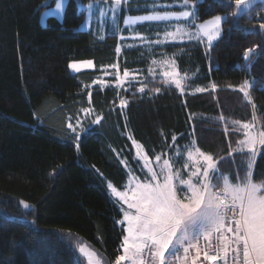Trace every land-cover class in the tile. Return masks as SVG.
<instances>
[{"label": "trees", "instance_id": "16d2710c", "mask_svg": "<svg viewBox=\"0 0 264 264\" xmlns=\"http://www.w3.org/2000/svg\"><path fill=\"white\" fill-rule=\"evenodd\" d=\"M55 1L0 0V264H77L73 237L88 241L105 261L115 260L125 233L107 182L122 188L127 179L118 153L136 164L126 133L153 156V149L158 153L170 145L173 134L179 145L187 143L194 128L201 150L216 158L227 156L229 143L235 147L243 135L231 123L226 135L219 117L252 120L243 94L228 87L244 79L256 82L250 94L258 122L264 124V30L256 18L260 3L250 14L235 18L230 15L234 5L201 0L197 21L227 16L222 37L211 49L195 42L155 47L154 54L174 55L179 71L190 77L180 95L161 77L147 79L143 93L135 86L126 91L90 88L102 67L117 63L120 70L145 68L149 53L137 46L117 54L116 35L100 38L91 30H78L86 17L78 2L94 0H68L62 20L49 16L42 25L40 14ZM149 1L122 3L121 19L148 12ZM253 47L254 54L245 61L244 51ZM85 59L93 60L96 68L69 70L71 61ZM198 86L209 91L190 92ZM120 98L129 101L124 109L119 108ZM88 107L103 119L81 134L77 150L67 124ZM234 158L235 164L232 159L220 161L221 171L233 179L247 157ZM253 177L264 180V150L256 158ZM20 200L33 207L24 210ZM24 216L30 219L22 220Z\"/></svg>", "mask_w": 264, "mask_h": 264}, {"label": "snow or ice", "instance_id": "6c2138e0", "mask_svg": "<svg viewBox=\"0 0 264 264\" xmlns=\"http://www.w3.org/2000/svg\"><path fill=\"white\" fill-rule=\"evenodd\" d=\"M199 2L201 0H174V3L179 4L180 11L157 12L154 5L151 14L130 16L124 19V23L131 27L145 21L175 20L179 23L165 26L163 39L148 41L141 36V42L151 46L187 40L204 44L210 50L213 42L222 37V22H226L227 16L215 15L197 23L199 17L196 4ZM223 2L234 5L235 10L230 15L238 18L241 14H250L255 0ZM122 3L127 4L128 0H112L110 10L113 18ZM64 7L65 0H56L55 9L46 12L44 16L62 15ZM92 7L93 5H88L90 10ZM166 7L171 8L172 5ZM256 15L259 16L260 13ZM169 28L174 30L170 31ZM259 28L264 30V23H260ZM121 39L125 37L121 36ZM120 51L118 45L117 54ZM254 52L255 47L246 49L243 59L248 61ZM161 62L171 69L163 73L164 85L174 86L180 95H184L190 79L188 74L178 70L175 59H164ZM155 63L153 60V64ZM68 67L74 72H80L82 67H93V62H72ZM109 67L118 69L116 64ZM149 73L155 75L151 67ZM129 75V70L125 69L123 77L128 78ZM93 83L104 85L107 82L97 80ZM123 83L124 80L117 71V87ZM255 83V80L244 79L239 85H228L243 94L253 112L252 120L247 122L228 121L223 115L219 117L226 135L229 123L233 126L232 130L242 132L243 135L242 139L237 140L235 147L229 143L227 156L216 158L202 151L195 139L194 128L188 133L191 139L183 148L178 146L177 135L173 134L172 143L168 145L173 150L172 155L169 156L167 152L156 153L153 149L151 158L144 151V146L129 134L128 139L136 149L135 158L143 162L141 171L144 179L141 180L129 168V178L123 190L111 182L107 184L110 195L120 205L123 213L122 219L118 221L124 225L125 233L119 246L122 254L117 255L114 261L107 262L83 238L73 237L74 249L79 253L77 264H81V259L84 264H216L218 258L223 264H264V180L256 182L253 177L256 158L264 150V124L258 122L257 106L250 94ZM147 87V84H142L138 91L143 93ZM216 89L217 85L211 83L210 90L214 92ZM152 91L159 93L161 88ZM196 91L205 92L209 88H197ZM88 96L91 103V92ZM128 103L127 99L120 98L119 108H126ZM80 111L91 115L94 110L82 108ZM71 119L69 117V121ZM102 119V115L97 114L90 123L99 124ZM191 119L189 116V120ZM67 128L75 135L78 150L81 134L88 132L89 128L83 126L78 118L75 124L69 122ZM183 135L181 134V138ZM234 154L246 156L247 159L245 167L238 168L233 179L221 171L220 161L232 159L235 164ZM178 161H183L181 167H175ZM120 162L127 166L125 160ZM19 204L25 209L33 207L24 200H20ZM69 236L71 237V233ZM201 241L204 242V247L201 246Z\"/></svg>", "mask_w": 264, "mask_h": 264}, {"label": "rangeland", "instance_id": "374dc122", "mask_svg": "<svg viewBox=\"0 0 264 264\" xmlns=\"http://www.w3.org/2000/svg\"><path fill=\"white\" fill-rule=\"evenodd\" d=\"M67 2H68V0H65V7H64V10H63V14H64V11H65ZM111 3H112V0H94V1H90L87 5H83L82 3L78 2L79 9H82L83 7L86 9V17H85L84 21L78 26L77 29L78 30H91L96 36H98L100 38H103L108 33L109 34H114L118 38V45L120 46L121 51L124 48H129L130 47L129 45H131V47H137V46L138 47H142L145 51H147L149 53V55L147 56V58L149 59L148 66H146L145 68H141V69H131V70L127 69V70H129L130 75H129L128 78H124L123 77V72H124L125 69L124 70H120L119 67H118V69H113V68L109 67L110 65H106V66L101 68V71H100L99 75L96 76V78L93 81L104 80L107 83L104 84V85H101L99 83H93V81H92L89 84V87L90 88H94V87L104 88L106 86H114V87H116L119 90H125L126 91V90L130 89L132 86H135V88L138 90L142 86V84L146 83L147 79L155 78V77H161V78L165 79V77L163 76V73L165 71H170L171 69L168 67V65L162 63L161 61L164 60V59H168V60L175 59V56L172 55V54H165V53L154 54L152 51L155 49V47L164 46V45L173 44V43H191V42H195V41L176 40V41H171V42H168V43H165V44H162V45L153 44V45L149 46V45L141 42V39H140L141 36L146 37L148 41H155L157 39H163V33L165 31V26L166 25H175V24H177L179 22L175 21V20H171V21H167V22H164V21H160V22L145 21L143 23H137L136 25H133V26L129 27L128 25H125L124 19L127 18V17H130V16L131 17H136V16L149 15V14H151L153 12V6L154 5H156L155 11H157V12L180 11L181 9L179 7V4L174 3V0H150L147 3V5H146L147 9H148V12L143 13V14H139V15H129V14H127L126 16H124V18L121 19L120 11H121L122 5L120 6L119 11L115 14V18H113V13L110 10ZM257 3H260V6L256 9V11H258L257 13H260V15L259 16L256 15V18L259 19L262 23H264V11H261V9L264 8V2H262V0H255L254 5L257 4ZM55 4H56V1H55ZM55 4L53 6H51V7H49V8H46L40 14V19L39 20H40V23L42 25H45L47 23V18L49 17V16L45 17L44 14L46 12H49L50 10H54L55 9ZM90 4L93 5L91 10L88 8V5H90ZM167 5H172V7L168 8V7H166ZM63 14L62 15H57L55 17L58 18L59 20H62L63 19ZM219 15L226 16L224 14H219ZM211 18H209V19H211ZM206 20H208V19H206ZM203 21H205V20H203ZM203 21H197V23H201ZM140 25H143L145 27L143 28ZM168 30L172 31V30H174V28H169ZM137 33H139V35H137ZM157 33H159L160 35L158 36ZM121 36L125 37V39L122 40ZM195 43H197V42H195ZM202 45L205 46L204 44H202ZM121 51H120V53H121ZM153 60L156 61L155 64H153ZM85 61H92L93 62V67H82L80 71L91 70V69H95L96 68V65H95L94 61L91 60V59L74 60V61H71L70 63H72V62H85ZM113 64L118 65L117 63H113ZM113 64H111V65H113ZM176 66H177V62H176ZM150 67L154 70V74H155L154 76L149 73V68ZM177 68H178V66H177ZM69 70L72 73H78V72H74L70 68H69ZM117 71L119 72L120 78L122 80H124L123 85L120 86V87H117V84H116V73H117ZM106 72L109 73V74L106 75L105 74ZM133 76H135V79H133ZM197 88H207V87H203V86L194 87V88H192L190 90V92H198V91H196ZM88 108H91V107H88ZM97 114L98 113L96 111H93L91 113V115H86L84 112L79 111L76 114V116H74L71 119L70 122L75 124L76 119L78 118V119H80V121H81L83 126H85L86 128H91L94 124H91L90 121L92 119H94V117ZM129 134L130 133H126V136L128 137ZM130 143L132 145V141L131 140H130ZM187 143H185V144H187ZM185 144H183V145H179L178 144V146L183 148V146ZM144 151L146 152L145 148H144ZM161 152H167L168 155L171 156L173 150L169 149L167 147L165 150L160 151L158 153H161ZM132 153H133V158L136 161L135 165L131 164L130 161L126 158V156H123V154L118 153L120 161L121 160H125L126 163H127V166L125 164H123V166L125 167L126 172H127V179L125 181V184L127 183L128 178H129V175H128L129 168L132 170V172L136 176H139L141 178V180L144 179V173L141 171L143 162L135 158L136 157V149L133 146H132ZM149 157L151 158L153 156H149ZM182 163H183V161H178L177 164L175 165V167H181ZM108 183L109 182H107V184ZM107 189H108V187H107ZM119 189L123 190V187L119 188ZM108 193L110 194V190L109 189H108ZM110 197H111V199L113 201H115L114 198L111 195H110ZM118 206L120 208L119 204H118ZM22 208L24 210H29L32 207L29 208V209H25L22 206ZM122 217H123V213H122ZM21 219L27 221L30 218L27 217V216H24V217H21ZM86 242L88 244H90L88 241H86ZM120 254H122V250H121ZM166 255H167V253H166Z\"/></svg>", "mask_w": 264, "mask_h": 264}, {"label": "built area", "instance_id": "2783aa9c", "mask_svg": "<svg viewBox=\"0 0 264 264\" xmlns=\"http://www.w3.org/2000/svg\"><path fill=\"white\" fill-rule=\"evenodd\" d=\"M201 246L204 247V242L203 241H201ZM201 260H203V256L202 255H201ZM205 264H208V262H205ZM216 264H223V261L218 258V260L216 261Z\"/></svg>", "mask_w": 264, "mask_h": 264}]
</instances>
